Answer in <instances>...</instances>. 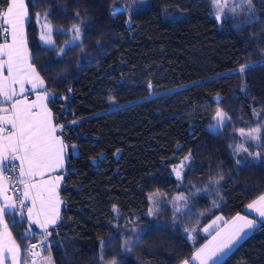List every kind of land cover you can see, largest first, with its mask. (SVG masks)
Instances as JSON below:
<instances>
[{
	"label": "trees",
	"instance_id": "trees-1",
	"mask_svg": "<svg viewBox=\"0 0 264 264\" xmlns=\"http://www.w3.org/2000/svg\"><path fill=\"white\" fill-rule=\"evenodd\" d=\"M252 1L259 18L235 26L216 20L210 0H150L130 14L118 0H26L31 61L67 145L62 207L42 257L51 264H177L190 257L192 235L203 238L207 221L246 213L264 192V161L238 169L231 149L254 111L264 117V0ZM37 13H47L54 47L41 42ZM75 23L82 46L58 54L67 37L62 28ZM251 61L256 67L236 74ZM150 90L167 91L149 96ZM111 100L118 106L107 109ZM217 109L230 119L214 133ZM186 156L185 181L203 185L220 177L218 207L199 217L210 200L196 195L183 222H174L168 209L162 221L149 218L151 193L190 192L173 171ZM16 219L6 217L23 249L39 233L21 241L27 224ZM150 223L156 226L125 250L131 236L123 229ZM28 260L21 253V264ZM226 264H264V227L246 236Z\"/></svg>",
	"mask_w": 264,
	"mask_h": 264
},
{
	"label": "snow or ice",
	"instance_id": "snow-or-ice-1",
	"mask_svg": "<svg viewBox=\"0 0 264 264\" xmlns=\"http://www.w3.org/2000/svg\"><path fill=\"white\" fill-rule=\"evenodd\" d=\"M212 3L216 9L215 18L221 21L228 0H212ZM230 11L235 13V8ZM247 11L254 16L250 0H247ZM40 15L37 13L38 19ZM44 16L46 20L47 13ZM27 18L26 0H0V200L3 201L0 203V264H21V253L30 254L32 257L24 264H36L37 257L41 264H51V257H42L41 251L48 250L46 241L51 235L49 227L55 225L59 217L60 199L57 190L63 177L53 173L63 167L67 147L62 138L63 125L53 122L52 113L47 107L49 94L44 87V80L31 62L25 35ZM43 27L49 30L41 33L40 40L45 44H52L49 24L46 22ZM70 31L71 39L65 41V48L59 49L58 54H66V49L82 46L78 44L81 37L80 27L74 24ZM254 67L255 64L248 63L241 65L235 72L242 77L246 70ZM38 89L43 91L38 92ZM31 94H35V99L29 98ZM254 115L258 119H264L255 111ZM229 119L227 113L217 109L213 117L214 124L210 125L209 131H222ZM238 134L240 141L235 145L236 154L245 152L253 160L259 159L260 152L253 154L244 144L257 142L259 147L260 142L264 141V125L249 126L247 130L240 128ZM247 164V157L236 160L238 169ZM183 167L181 162L173 169L178 179L181 178ZM9 190L18 195L9 196ZM163 203L154 201V207L149 209L148 215L158 216L161 207L155 205ZM173 206L174 212L182 211L175 202ZM246 207L249 210L248 215L237 213L230 221H225L223 227L217 226V221L223 220L220 216L204 227V233L210 234L212 230L214 234L205 243L197 245L191 261L185 259L183 264H226L233 249L250 232L264 227V194L252 200ZM113 211H117L115 206ZM252 213L255 215L250 218ZM6 217H18L13 224L24 223L26 219L28 228L19 237L21 241L32 240L37 235L32 226L38 228L40 243H30L22 249L9 230ZM175 219L174 216V222ZM129 223L135 224L136 221ZM154 226L156 225L150 223L144 227L131 228L132 235L124 241V246H135Z\"/></svg>",
	"mask_w": 264,
	"mask_h": 264
},
{
	"label": "rangeland",
	"instance_id": "rangeland-1",
	"mask_svg": "<svg viewBox=\"0 0 264 264\" xmlns=\"http://www.w3.org/2000/svg\"><path fill=\"white\" fill-rule=\"evenodd\" d=\"M149 2H150V0H146V2H145V0H118L119 7L125 9L129 14L134 12L135 10H138V9L145 7ZM250 2H251V6L255 12L254 16H252L247 11V0H228V6L224 9L225 15L222 16V20H228L229 22H232L235 26H243L244 24H247L248 22H253L254 20H257L259 18V16H258L259 14L257 12L256 5L254 4V2L252 0H250ZM210 5H211L212 13L215 16L216 15V9L212 3V0H210ZM233 7L235 8V13L230 11V9ZM40 14L41 15H40L39 19L37 18V23L40 27V33L47 32L49 29H45L43 27V25L47 22L49 24L50 29H52V25L50 24L48 19L45 20L44 13H40ZM180 15H181V12H179V11H177L175 13L168 12L166 14L167 17H177ZM73 25H70L67 28H62V30L60 29L61 31L67 33V37L64 39V41H63L62 45L59 47V49L65 48V41L71 39L72 33L70 30H71ZM75 25H78L81 29V25L79 23H75ZM81 36H82V30H81ZM51 40L53 41L52 44H45L43 41H42V43H44V45L47 47H54L55 46L54 45V37H53L52 32H51ZM80 40H81V37H80ZM262 58H264V52H262ZM249 63H253V61H251ZM247 64L248 63H245L243 65H247ZM166 91L167 90H161V91L155 92L153 90H150L149 96L161 94V93H164ZM116 106H118V104L115 101L113 103V100H111L109 102L107 109H111V108H114ZM255 112L259 113V111H255ZM257 124L264 125V122L259 121L258 117L256 115H254L253 122H251L249 126L255 127ZM247 129L248 128H246L245 130H247ZM238 130L239 129L236 130L235 139L232 142V148H231L235 160H237V159L243 160L245 157H247L248 163L257 162L260 160L264 161V148H263V143H261V142H260L259 147H257V142H252L251 145H249L248 143L244 144V147H248L249 151L251 153L255 154L256 152H260L261 156L257 160H253L252 157L249 156L248 153H245V152H240L239 154H236L235 145L237 144V142L240 141ZM187 161H188V159L187 160L183 159V160L179 161L174 168H176L181 162H183V164L185 165L187 163ZM184 167L182 169V172L184 171ZM179 180H180V184H179L180 187L185 188V189L187 188V190L189 189V187H191L190 192H185V193L179 192V193H174L172 195H168L166 192H162V191H156L154 193H151L149 195V207H148V210L146 213L149 218L155 219L157 221H159L161 219V221H162L165 217V214L162 212L163 211L165 212L168 209L170 212H172V216L173 217L175 216V218H176L175 222H178V221L183 222V220L185 219L184 218V214H185L184 211L188 207H190L191 209H192V207H194V205H192V203L189 202L190 198L194 199V196H196V195H199V196L206 195L208 198V201L210 200L209 201V204H210L209 207L207 209H204L203 212L199 213L198 214L199 217H200V214L203 215V213L207 212L206 210L210 211V210H212V209L214 210L215 208L218 207V205H219L218 203L220 202V197H221L220 184H219V182L221 180L220 177L210 178L209 181L205 182L203 185H200V184L198 185L196 183H192L191 181H185L183 179L182 174H181V178ZM177 197H183L184 199L177 200L176 199ZM185 200L187 201V207H185ZM154 201H163L164 202L162 205H160V204L155 205L157 207H161V211L159 212L160 215H158L157 217L148 215L149 209L154 207ZM174 202H175L176 206H178L182 209L181 212H174V206H173ZM196 208H198V207L196 206L195 209ZM199 209H201V208H199ZM130 227L132 228V226H130ZM135 227H141V226H135ZM130 229L125 228V229H123L122 233L125 234L128 231V233H130V236H131L132 233H131ZM131 247L132 246H129V247L124 246V249L128 250Z\"/></svg>",
	"mask_w": 264,
	"mask_h": 264
},
{
	"label": "crops",
	"instance_id": "crops-1",
	"mask_svg": "<svg viewBox=\"0 0 264 264\" xmlns=\"http://www.w3.org/2000/svg\"><path fill=\"white\" fill-rule=\"evenodd\" d=\"M26 5H27V2H26ZM28 8V7H27ZM28 18H29V13H28ZM28 18H27V20H26V22H25V35H26V23H27V21H28ZM38 28H39V37L41 36V33H40V27H39V25H38ZM53 30H54V28H53V26H52V29H51V32H53ZM26 40H27V36H26ZM42 42V41H41ZM44 44V43H43ZM27 48H28V50H29V47H28V43H27ZM29 52H30V50H29ZM32 62V61H31ZM40 75V74H39ZM42 78V77H41ZM28 87H30V86H28ZM44 87H45V83H44ZM38 92H42L43 91V89H38L37 90ZM29 98L30 99H35V94H31L30 96H29ZM46 104H47V107L50 109V111H51V113H52V117H53V112H52V110H51V108H50V106H49V104H48V102H47V100H46ZM53 122H54V118H53ZM59 134V133H58ZM65 160H66V148H65V152H64V164H63V167L58 171V172H56V173H53V175H60V176H62V177H64V168H65ZM63 180V179H62ZM62 180L60 181V185H61V183H62ZM58 194H59V199H60V204H59V215H60V211H61V207H62V199H61V196H60V186H59V188H58ZM9 196H14V195H12V194H9V193H7ZM262 194H264V192L263 193H261L260 195H262ZM260 195H258L257 197H255L254 199H256V198H258ZM253 199V200H254ZM252 201V200H251ZM250 201V202H251ZM3 201L2 200H0V203H2ZM249 202V203H250ZM249 203H247V204H249ZM247 206V205H246ZM245 210H246V213H244V212H239V214H241V215H248L249 214V210L247 209V207H245ZM236 214L237 213H235V214H233V215H231V216H224V215H222V214H217V215H215L213 218H211L209 221H207L202 227H201V232L203 233V238H197V236H193L192 235V238H191V241L193 242V245H194V249H193V252H194V250H195V247L197 246V245H200V244H203V243H205L208 239H211V235L212 234H214V231H212V230H210V234H206V233H204L203 232V228L204 227H206L208 224H210L211 222H212V220H214V219H216V217L217 216H220V217H223V220H220V221H217V226H219V227H223L224 226V222L225 221H230L231 219H232V217H234V216H236ZM255 214L254 213H252L251 215H250V218H251V216H254ZM25 216H26V214H25ZM58 219H59V217H58ZM58 219H57V221H58ZM56 221V222H57ZM25 222H26V219H25ZM26 224H27V222H26ZM53 226V225H52ZM33 227V229L37 232V233H39V229L38 228H35V226L33 225L32 226ZM27 228H28V224H27ZM9 230H10V228H9ZM11 231V230H10ZM252 232H250L249 234H251ZM248 234V235H249ZM247 235V236H248ZM240 244V243H239ZM238 244V245H239ZM237 245V246H238ZM193 252H192V254L190 255V257L189 258H187L188 260H190L191 261V257H192V255H193ZM185 260V259H184ZM184 260H182V261H180L179 263H177V264H183V261ZM192 264H197V262H192Z\"/></svg>",
	"mask_w": 264,
	"mask_h": 264
},
{
	"label": "built area",
	"instance_id": "built-area-1",
	"mask_svg": "<svg viewBox=\"0 0 264 264\" xmlns=\"http://www.w3.org/2000/svg\"><path fill=\"white\" fill-rule=\"evenodd\" d=\"M7 175V173H5ZM18 174V173H17ZM9 194H12L14 196L18 195V193H14L13 191L9 190L8 192ZM30 243H37L39 244L40 243V236L35 238L34 240L30 241L27 245H29ZM46 243L48 244V240L46 241ZM35 251V250H34ZM29 259H32L31 255L30 254H27ZM44 255V251H41V256ZM39 257L35 258V259H38Z\"/></svg>",
	"mask_w": 264,
	"mask_h": 264
}]
</instances>
